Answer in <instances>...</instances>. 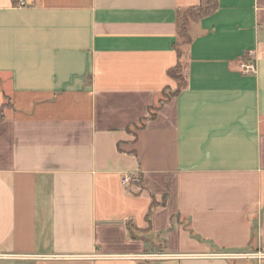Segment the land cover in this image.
Wrapping results in <instances>:
<instances>
[{
	"label": "crops",
	"instance_id": "obj_1",
	"mask_svg": "<svg viewBox=\"0 0 264 264\" xmlns=\"http://www.w3.org/2000/svg\"><path fill=\"white\" fill-rule=\"evenodd\" d=\"M199 4L0 0V264H264V0Z\"/></svg>",
	"mask_w": 264,
	"mask_h": 264
},
{
	"label": "trees",
	"instance_id": "obj_2",
	"mask_svg": "<svg viewBox=\"0 0 264 264\" xmlns=\"http://www.w3.org/2000/svg\"><path fill=\"white\" fill-rule=\"evenodd\" d=\"M218 9V0H200V4L195 7H190L180 13V34L182 35L183 40L189 41L187 39V26L192 20H196L202 18L204 16H208L213 14ZM180 69V64L178 63L171 71L170 76L176 80V71ZM186 79L184 80V84L179 87V89L171 95H165L164 92L169 87L165 88L162 91V98L158 101L157 105L149 109V115L147 118L154 117L156 110L162 106L166 101L170 100L172 97H175L179 94L180 90L186 86ZM139 179V178H138ZM140 180V179H139ZM162 203V202H161ZM161 203H157L155 200H152L150 210L146 215V221L149 222V215L151 212V208L157 206ZM128 231L132 238H136L134 235V227L131 223L127 225Z\"/></svg>",
	"mask_w": 264,
	"mask_h": 264
},
{
	"label": "built area",
	"instance_id": "obj_3",
	"mask_svg": "<svg viewBox=\"0 0 264 264\" xmlns=\"http://www.w3.org/2000/svg\"><path fill=\"white\" fill-rule=\"evenodd\" d=\"M248 67L250 69H253V65H249ZM132 180H133V176H131L129 174H124V175H122L121 183L123 185L127 186L130 184V182ZM148 256L154 257L155 255L144 254V255H140V258H145ZM219 256L226 257V258H228V257H230V258L244 257V258L262 259V258H264V253L258 252V251H255L253 253H221V254H219Z\"/></svg>",
	"mask_w": 264,
	"mask_h": 264
},
{
	"label": "rangeland",
	"instance_id": "obj_4",
	"mask_svg": "<svg viewBox=\"0 0 264 264\" xmlns=\"http://www.w3.org/2000/svg\"><path fill=\"white\" fill-rule=\"evenodd\" d=\"M176 80H174V86L169 87L166 89L164 92L165 95H171L174 94L180 86L184 84L185 76L183 72L182 65H180V69L176 71ZM254 251H247V252H242V253H253Z\"/></svg>",
	"mask_w": 264,
	"mask_h": 264
}]
</instances>
